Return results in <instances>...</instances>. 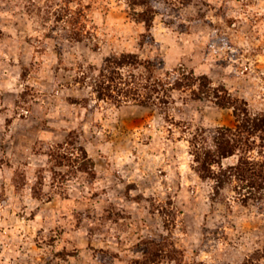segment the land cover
Here are the masks:
<instances>
[{
    "label": "rangeland",
    "instance_id": "rangeland-1",
    "mask_svg": "<svg viewBox=\"0 0 264 264\" xmlns=\"http://www.w3.org/2000/svg\"><path fill=\"white\" fill-rule=\"evenodd\" d=\"M144 6L0 0V264H264V202L200 177L189 141L236 122L213 88L264 114V0H148L149 29ZM126 52L190 84L97 97Z\"/></svg>",
    "mask_w": 264,
    "mask_h": 264
},
{
    "label": "trees",
    "instance_id": "trees-1",
    "mask_svg": "<svg viewBox=\"0 0 264 264\" xmlns=\"http://www.w3.org/2000/svg\"><path fill=\"white\" fill-rule=\"evenodd\" d=\"M131 4L145 5L137 15L149 29L152 21L148 0H131ZM159 67L160 63L142 60L132 52L108 57L92 83L93 90L97 97L118 103L129 100L142 105L167 103L170 89L190 82L175 78L168 85L156 73ZM198 89L201 91L200 85ZM205 96L212 97L219 106L231 107L236 122L233 126H217L209 136L203 132L192 136L189 141L195 171L202 178L212 179L216 190L232 184L243 203L249 200L256 204L264 202V158L249 155L255 147L264 146V141L259 144L256 141L264 139V114L251 115L246 106L235 104L228 96H220L215 88ZM233 154H238L237 161L223 166L221 160Z\"/></svg>",
    "mask_w": 264,
    "mask_h": 264
}]
</instances>
